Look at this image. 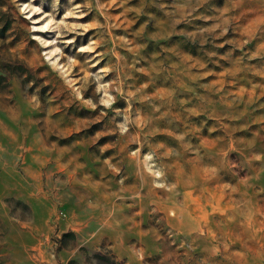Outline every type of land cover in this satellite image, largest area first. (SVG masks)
<instances>
[{"label": "rangeland", "instance_id": "obj_1", "mask_svg": "<svg viewBox=\"0 0 264 264\" xmlns=\"http://www.w3.org/2000/svg\"><path fill=\"white\" fill-rule=\"evenodd\" d=\"M0 264H264V0H0Z\"/></svg>", "mask_w": 264, "mask_h": 264}]
</instances>
